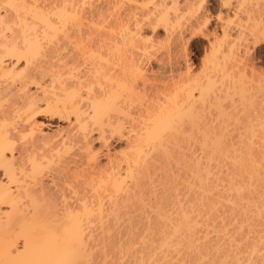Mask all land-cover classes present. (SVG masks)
<instances>
[{
	"label": "bare ground",
	"instance_id": "1",
	"mask_svg": "<svg viewBox=\"0 0 264 264\" xmlns=\"http://www.w3.org/2000/svg\"><path fill=\"white\" fill-rule=\"evenodd\" d=\"M9 1L11 0L6 2L9 3ZM205 1L103 0L104 4L101 3L103 6L99 4L100 7L96 5L97 7L94 6L95 8L93 6L89 8L87 12L92 19L94 17L102 18L106 11L108 12V9L112 8L113 4L121 3L122 5V3H126L128 5L124 9L122 16L121 13L117 18L115 16L116 23L114 26L109 25V28L113 26L110 31L114 32L116 36L113 37L112 33V37L108 36V40H106L107 38L103 40V37H100V40L98 38L95 45V47L97 46L96 52L89 50V58H93L99 65L104 64L102 65L104 67H94L93 78L96 80L91 79L92 82L95 81L99 85L101 90L95 93L97 89L94 90L92 88L91 81H77L68 84L71 86L67 87L62 85L64 81L60 82L61 75L57 73L55 81L56 83H61V85L58 83L60 88L56 84H54L56 88L52 85L51 87L49 86L50 88H44L45 86L34 83V86L41 90L39 92L42 94V99L39 100L41 97L37 98L35 95L34 97L28 94L22 98L23 103L21 105L23 104V108L21 107L20 109L22 113L20 117L23 118L21 119L22 121L19 120L22 124H20L21 126L17 125L22 130L19 127V129L14 130L12 129L14 126L11 127L10 125L11 132L0 130V264H20L23 260L31 264H88L87 259L90 258L92 247H94L91 241L94 236H92L91 231L93 230H90L92 229L91 227L99 226L100 230L101 228L103 229L100 232L101 234L104 235L107 232L109 234L108 229L110 228L105 225V220L108 215L111 216L112 212L113 214L117 213L119 210L116 211L117 208L124 206L126 202L128 204V201L131 200L135 202L136 207L138 204L140 208H144L146 206L144 199L146 200L147 198L144 197V185L147 183L149 185V182L153 181L152 177L150 178L151 180H145L148 181L146 184L143 181L145 177L148 179L149 167L150 170L152 169V164L149 162H159V165L158 162L157 164L154 162V165L159 166L158 168L153 166L161 170L159 171L161 176L159 179L172 178L173 180L174 178L175 180V174L171 171L175 168L169 169L170 174L167 169L173 160V165L175 164L176 154L182 155L181 158L179 156L178 158L184 159L183 161L186 162L183 165L181 160L178 161V158L176 159L180 162L179 167L180 165H183L182 168L187 166L191 180L188 179L186 180L187 183H184L187 184H185L187 189H189L187 192L190 191L188 196L191 193L192 199L189 197L191 200H187L188 203L185 201V206L184 202L181 203L180 194L178 196L175 193L173 195L175 198L169 196L170 194L168 193V195L165 190L168 187L166 183H170H168L169 181L165 182L166 188L164 187L165 190L163 189L162 191H165L164 194L160 191L163 194L161 199L167 195L170 199L172 197L175 201H170L175 202L173 203L177 205V209L175 213H171L173 214L172 216L160 204L162 202L161 199L160 202L157 199V204L152 206L153 210L151 206L150 208L148 207L150 209L148 211H152L155 214V221L150 222L155 223L157 220L159 223V225L156 223L158 227L160 226L159 229L158 227H155L156 230L154 229L157 231L158 237L155 235L156 233H153L154 235L148 238L146 236V239L143 236L147 252L146 254L144 250V253L142 252L141 248L144 243L140 244L142 245L141 248L137 249H141V254L138 251L140 254L138 255L136 251L135 256L136 254L138 256L135 263L134 261L133 263L187 264L190 259L186 256L188 254V256L191 255L189 257H192L193 261L191 260V263L195 261L194 264H264V73H255L253 68L248 70L246 65L240 66L238 60L240 56L237 58L238 45L240 43L244 44V40L248 42L250 39L253 45L264 43V0H234L236 5L233 7L231 5L232 0H217L223 9L230 12L232 9L234 16L240 15V12L242 13L245 18L244 26L248 30L246 32L247 38H245L244 33L242 34L243 36L240 35L245 39L239 37L240 35H237L238 39L233 37L230 29H228V24L222 22L223 17L221 12H219L215 16V24L219 22L220 33H213V40L209 42V49H207L209 50L208 55L205 56L200 69L195 72L187 69L183 74L172 76L171 80L168 79L170 81L169 84L165 83L166 85H163L164 87L159 95L155 94L156 100L150 104H144L145 107L140 108L142 107L140 102V107L138 106V110L136 109L137 111L134 112L131 110L135 109H131V106H129H134L135 102L133 103L132 101L137 97V94H140L137 92V81H140L141 85L142 83H147L145 82L146 76L144 77L140 59H145V57L147 59L150 56L149 52L155 46H153V42L149 41V37L141 35V30L143 28H149L152 31L159 29L169 37L184 26V31L190 33L191 39L197 37L208 38L203 30L209 24L211 16L201 14ZM15 2L18 3L16 0ZM76 2L74 0H60L57 10L48 8L35 10L34 7H38V5L34 6L33 9L35 11L33 10V14L36 12L34 14L35 18L39 19L40 26H42L41 35H39L40 37L36 36V34L33 37H24L22 48L13 40L0 39V74L12 73V71L6 72L4 68L5 60H12L14 65H16L19 62L27 64L28 61L30 63L33 58L44 59L47 51L40 43L43 40L55 38L56 34L62 31L63 28L67 29L65 26L68 23L70 26H74L71 28L72 30L75 27L77 29V26L80 25L79 23L84 21H80L75 10L82 4L81 0L78 1L80 2L79 5ZM82 2L84 3L85 1L83 0ZM55 3L58 5L57 1ZM20 8L28 9V6ZM31 10L28 9L30 12ZM52 17H55V24L51 20ZM5 18H7L6 15H0V27L6 26ZM226 20L228 21V19H225V22H227ZM232 20L231 23H233ZM71 29L69 30L70 32ZM241 30L243 29L241 28ZM78 32L79 28L77 35L72 33L73 37L75 35V38H78V34L81 31ZM179 34L182 35V33ZM88 35L87 37L91 36L90 34ZM85 36L83 37L85 38ZM81 37L78 40L76 39L75 42L79 47L78 52L80 47L84 50L90 40L88 38V41H85L86 39H81ZM240 38L244 40H239ZM90 42L92 41L90 40ZM89 45L91 46V44ZM248 45L249 43H247ZM90 46L89 48H91ZM194 47H197V45H194ZM111 49L113 53L117 50V55L113 54L116 57L112 58L113 60H109L110 55H108V52H112ZM243 50L245 49L243 48ZM84 51H81V53H84ZM84 54L86 55V52ZM84 60H86V56ZM109 62L114 63L115 66H109L111 65ZM116 66L119 68L116 70L118 73L112 74L113 72L111 73L110 70ZM15 76L22 80L27 75H25V71L24 73L22 71ZM34 82H37V80ZM80 89L86 90L84 91L86 97L83 96V91L81 92ZM93 91L94 93H92ZM97 93L98 96L96 95ZM85 98L89 100L88 105L91 108V113L86 112V107L84 109ZM39 101L44 103L43 109L38 108L37 103H40ZM18 111H16V114H18ZM12 114L14 115L15 113L13 112ZM12 114H10V117ZM87 114L88 116H86ZM2 117L0 122L7 124L5 122L6 119L2 121ZM37 117L66 122L68 127L61 138H59L60 140H57L60 133L56 137H33L29 147L16 149L15 144L20 139L19 137L26 136L27 131L28 134L35 136V132H39L40 127L43 126L41 125L43 123L36 121ZM23 128H26L27 131L23 130ZM235 130H239L237 137L239 146H235L232 143L234 141L232 137L231 142L227 138L228 135L231 136V132L233 135ZM91 133L96 134L97 141L102 144L106 143L107 138L112 136H116L120 140L125 139V153L123 152L122 157L117 160H113V158V161H111L109 158L110 160H108L107 166L105 165L106 167L99 166L96 163L95 152L93 151L92 153L90 151L91 148L89 149V139L87 140V137ZM53 139L56 140V143L52 142ZM73 143L75 145L83 144V147L86 148L87 157L84 158L85 163L81 162V167L85 165L84 168L82 167L84 170L82 171L78 167L81 170L80 172L75 170L76 173H69L72 170L68 169V166L72 161L66 162L64 160L63 165L65 164V166L61 170L58 169L60 170L59 174L65 183L75 182L88 186L91 190V195L89 197H80L74 208L64 206V210L60 209V213L57 209L58 205L52 201V194L50 195V191L47 190L41 180L39 174L40 166L45 163L50 165L55 157L59 158L61 150L59 148ZM235 143L237 144L236 140ZM192 144L199 146L202 156L198 157L191 151L192 148L193 150L195 149V145L193 146ZM83 153L81 154L83 155ZM152 154L156 157L151 156ZM150 157L154 158L151 159ZM150 159L151 161H149ZM176 166L178 167L177 164ZM155 171L153 173H156ZM165 172L169 175L173 174V177H168ZM181 177L183 176L181 175ZM187 178L188 176L183 179ZM156 184L158 185V183ZM161 184L164 185V182L162 181ZM161 184L159 186L163 187ZM175 185L178 186L177 182ZM175 185L173 183L170 184L169 189L175 188ZM148 187L150 188V185ZM155 187L157 188V186ZM150 189L147 192L154 190V187L152 189V184ZM169 189L167 190L168 192L170 191ZM175 190L173 189V191ZM151 194L154 196L153 191ZM151 194L147 195L148 198ZM104 198H106V202H104ZM40 199L46 201L40 203ZM62 199H64L63 203H65V198L62 197ZM168 200L166 201L169 203L170 201ZM173 203L168 205L174 207ZM165 204L163 202V205ZM220 208H225L227 211L225 209L223 211L220 210L221 214L225 212L223 215H219L218 211ZM136 209L138 210V207ZM109 211L112 212L109 214ZM148 211L146 210V213ZM107 213L108 215L106 216ZM44 214L49 215L48 218ZM112 216L113 218L116 217ZM223 216H228L229 221H225L224 219L226 218ZM236 216L238 218L241 216V219L239 218V221H235L237 219ZM151 217H153V213ZM110 219L112 220V217ZM152 219L154 220V218ZM58 220H62L60 223H64L63 225L59 223V226H63L60 231L51 224L54 223L56 225L59 222ZM254 220L255 222L257 221V224H262L263 235L253 233L254 235L256 234V237L252 239L251 227L257 226L256 223L255 225L252 223ZM108 221L110 220L108 219ZM117 222L116 224H118ZM232 222H234L233 224L236 223L235 230L234 227L233 229L230 227ZM25 224H29V226L35 224V227L39 230L38 240L32 238L33 241H31V237L25 234ZM105 226L108 227L106 228L108 231L105 230ZM148 226H146V231L149 228L147 232L150 233V229L154 225L152 227L151 225L150 227ZM244 227L247 228V231L245 230L246 233H250L248 235L252 236H250L251 241L245 233L244 235L242 233L241 236L238 235V233L240 234L241 231H244L242 230ZM230 228L233 230L232 233L236 231L234 235L237 234V236L234 237ZM144 234L146 235V233ZM238 236L239 238H236ZM139 237L140 239L138 238V240L143 239L142 236ZM210 237H213V240ZM241 237L244 238V241ZM245 238H249L250 242L246 240V243ZM20 239L23 243L19 242ZM90 243H92V246H90ZM242 243H245L246 246L244 245V247ZM19 244H21V251L23 250V252L18 251L19 248L17 249V246ZM131 244L133 247L128 246V248L129 250L130 248L134 250L132 248L137 247L136 244L139 243H135V246L133 245L134 243L131 242ZM131 244L129 243V245ZM242 246L244 248H241ZM106 252L103 254L105 257L101 255V258L104 259L108 256H106ZM183 252L185 253L184 256H182ZM25 256L27 257L25 258ZM135 256L132 259H135ZM185 256L186 258H183ZM22 258L23 260H21ZM254 258L259 261L255 260L257 263H251ZM18 259L21 261L19 260L18 262ZM118 260L116 261L117 263L120 262ZM122 260L121 262H123Z\"/></svg>",
	"mask_w": 264,
	"mask_h": 264
},
{
	"label": "rangeland",
	"instance_id": "2",
	"mask_svg": "<svg viewBox=\"0 0 264 264\" xmlns=\"http://www.w3.org/2000/svg\"><path fill=\"white\" fill-rule=\"evenodd\" d=\"M6 1H8V0H1L0 1V15L1 16H4V15H6V17L7 18H5L6 19V28L5 27H0V39L2 40V39H7V41H14L15 43H17L18 44V46L20 47V48H22L21 46H23V39H24V37H33V35L34 34H36V36H39V35H41V28H42V26H40V22H39V19L38 18H35V13L33 14V10L35 9H38V10H40L41 8L42 9H46V8H48V9H50V10H57V7L59 6V3H60V0H16L18 3H16L15 2V0L13 1V0H11V1H9V3L8 2H6ZM20 1V2H19ZM58 2V5H57V3H55V2ZM75 2H76V0H74ZM79 0H77V2L76 3H78L77 5H79L80 4V2H78ZM83 0H81V3L82 4H80L79 5V7H77L75 10H76V15H78L77 17L78 18H80V21L82 20V21H84V22H81V23H79L80 25L79 26H77L78 28H79V34H78V38H80V36H82L81 37V39L82 38H84L83 36H85V34H86V36H85V38H84V40L85 41H88V38L92 41V42H90V40H89V43L86 45V49L84 48V50H86V51H84V50H82L83 48L82 47H80V53L77 51L78 50V46L76 45V39L78 40V38H75L76 36L75 35H77V31H78V28L76 29V27H75V29H71V28H73L74 26H70V24L68 23L66 26H65V28H67L66 30L63 28L62 29V31H60V32H58L57 34H56V36H55V38L54 37H52V38H50V39H48V40H43L40 44L41 45H43V47H44V49H46L45 51H47V52H45V56L46 57H44V59H38V58H31L32 60H31V62L30 63H28V61H27V64H25V63H23V62H19L18 64H16V65H14V63L12 62V60H5V64H4V68H5V70H6V72H9V71H12V73H9V74H0V118H1V116H3L2 117V121H4V119H6V121L5 122H7V124L5 123H1L0 122V124H2V125H0L1 126V128H0V130L2 129V130H8V131H10V130H12V129H14V130H17V129H19L20 127L19 126H21L20 124H22V122H20V121H22L21 119L23 118H21L20 116H22V113H21V111H20V109H21V107L23 106V104L21 105V103H23V99L22 98H24V97H26L27 96V94L28 95H32V96H37V98L38 97H41V98H39V100L40 99H42V94H40L41 92H39V91H41L39 88H37L36 86H34V83H38V84H40L41 86H45L44 88H50L51 87V85L52 86H54L55 88H56V85H58V83L61 85V83L64 81V83H62V85H65V86H67V87H69V86H71V85H68V84H71V83H75V82H77V81H82V82H89V81H91V79L94 77V67H99V66H102V65H104V64H102V65H99L97 62H95L94 60H93V58L91 59V58H89V54H90V49H91V51H94V52H96L95 51V49H97L96 47H95V45H96V43H97V41H98V38H99V40H100V37H103V40L105 39V38H107L106 40H108V36L111 38L112 36L114 37V36H116V34H114V32H111L110 30H111V28L114 26V24L116 23V21H115V19L117 18V16H120L119 14L121 13V16L123 15V12H124V9L128 6L126 3H122V5H121V3L119 4V3H117V4H113L114 5V7H113V5H112V8H110V9H108V12L106 11V13H105V15L102 17V18H96V17H94V18H92L91 19V17H90V15H89V13L87 12V11H89V8L91 7V6H93V8H95V7H97L99 4L101 5V6H103L101 3H103L104 4V2H102L103 0H84L85 2L83 3L82 2ZM233 1V2H232ZM231 1V5H232V7L234 6V5H236V2H234V0H232ZM23 2V3H22ZM26 3V4H25ZM22 4V5H21ZM23 4H24V6H23ZM28 6V9L29 10H31V12L30 11H28V9L27 8H23V7H26V6ZM30 5V6H29ZM31 5H33V6H31ZM36 5H38V7L36 6ZM76 5V6H77ZM97 5V6H96ZM100 5H99V7H100ZM34 6H36V7H34ZM56 6V7H55ZM83 8H82V7ZM95 6V7H94ZM117 8H116V7ZM20 7H22L23 9H21ZM30 7H32L31 9H30ZM33 7H34V9H33ZM203 7H204V9L202 10V12H201V14L203 13V14H207V15H209V24L207 25V27L203 30V32H204V34H205V36L206 37H208V38H205L204 39V37L202 38H200V37H197V38H195V39H191V36H189V32H187V31H184V29H183V27L181 28V30H179V31H176L172 36H169V37H167L164 33H163V31L162 30H159V29H156L155 31H152L151 29H149V28H143L142 30H141V35L142 36H146V37H149L148 39H150L149 41H151V42H153V46H154V48H152L151 49V51L149 52V55L150 56H148V58L146 59V57H145V59H143V58H141L140 59V63L142 64L141 65V67H142V69H143V73H144V77H145V82H147V83H142V85H141V83H140V81H137L138 83H136L137 85V92L138 93H140V94H137V97L136 98H134V101H132L133 103H134V106L133 105H129V106H131V109H135V110H131V111H137L138 110V108L140 107L139 106V103L141 102V103H143V104H141L140 103V105H142V107H140V108H143V107H145L144 106V104L145 105H147L146 103H148V104H150V103H152V102H154L155 100H156V95H159V93L162 91V89H163V87L166 85V84H169V80H171V78H172V76L174 77V76H176V75H179V74H183V73H185L186 72V70L188 69V70H190V71H192V72H195V71H197V70H199L200 69V67H201V64L203 63V60L205 59V56L206 55H208V51L209 50H207V49H209V42H211L212 40H213V33H216V34H219L220 33V31H219V22L218 23H216L215 24V22H216V19H215V16L219 13V12H221V16L223 17V21L222 22H224V23H227L228 24V29H230V32H231V34H232V36L233 37H235L236 39H238L239 37H241V38H244V37H242L243 35V33H244V36H246L247 34H246V32L248 31L246 28H245V26H244V23H245V18H244V16L242 15V13L240 12L239 14L240 15H235L234 16V14H232L233 12H232V9H231V12L230 11H227V10H225V9H223L221 6H220V3L217 1V0H206L205 2H204V4H203ZM20 8V9H19ZM79 8H81V9H79ZM119 8V9H118ZM77 9H79V10H77ZM234 9V8H233ZM34 10V11H35ZM28 11V12H27ZM228 12V13H227ZM110 13V14H109ZM115 13V14H114ZM115 16H116V18H115ZM88 18H89V20H88ZM225 19H228V21L227 22H225ZM232 20V22L233 23H231V20ZM51 20H52V22L55 24L56 22V20H55V17H52L51 18ZM93 20H94V23H93ZM95 20H96V22H95ZM230 20V21H229ZM89 21V22H88ZM91 21V22H90ZM100 22V24H99V22ZM101 21H102V23H101ZM211 21V22H210ZM236 24H235V23ZM96 23V24H95ZM107 24H108V26H107ZM243 25V26H241V25ZM102 25V26H101ZM106 25V26H105ZM111 25H113L111 28H109ZM232 25H234L233 27H231ZM237 25V26H236ZM240 25V26H239ZM70 27V28H69ZM108 27V28H107ZM236 27V28H235ZM241 28L243 29V30H241ZM71 29V32L69 31ZM67 33V35H66V33L64 32V31ZM75 30V31H74ZM215 30V31H214ZM238 30H240V31H238ZM68 31V32H67ZM108 31V32H107ZM71 34H70V33ZM76 32V33H75ZM83 32V33H82ZM88 32V33H87ZM90 32V33H89ZM110 32V33H109ZM60 33H61V35H60ZM62 33H64V34H62ZM75 34L74 35V37H73V34ZM108 33V34H107ZM112 33H113V35H112ZM115 33H117V32H115ZM179 33H182V35H180ZM88 34H90L91 36L90 37H87V36H89ZM177 34V35H176ZM242 36H241V35ZM59 35V36H58ZM69 35V36H68ZM96 35H98V36H96ZM104 35V36H103ZM105 35H107V36H105ZM112 35V36H111ZM209 35V36H208ZM237 35H240L239 37L237 36ZM62 36V37H61ZM70 36H72V37H70ZM95 36V37H94ZM212 36V37H211ZM3 37V38H2ZM40 37V36H39ZM61 37V38H60ZM190 37V38H189ZM238 37V38H237ZM58 38V39H57ZM60 38V39H59ZM75 38V39H74ZM96 38V39H95ZM239 39V40H242V39ZM245 38H247V36L245 37ZM244 38V39H245ZM5 39V40H6ZM67 39H72V40H67ZM208 39V40H207ZM243 39V40H244ZM50 40V41H49ZM68 42H67V41ZM102 40V39H101ZM117 40V39H116ZM242 40V41H243ZM247 41V40H246ZM57 42V43H56ZM244 42V44H242V43H240V45H238L239 47H238V50H237V58H238V60H239V65L240 66H242V65H246V67H247V69L249 70V69H251V68H253L254 69V71H255V73H264V43H259L258 45H253L252 44V42L250 41V39L248 40V42H245V40L243 41ZM45 43V44H44ZM94 43V45L92 46V44ZM150 43V42H149ZM158 45H157V44ZM247 43H249V45L247 46ZM57 44H59V45H57ZM89 44H91V46L89 45ZM152 44V43H151ZM194 45H197V47H194ZM75 46V47H74ZM89 46L91 47V48H89ZM162 46V47H161ZM246 46V47H245ZM56 47V48H55ZM58 47V48H57ZM204 47H205V49H204ZM242 47V48H241ZM243 48L245 49V50H243ZM43 49V50H44ZM54 49V50H53ZM113 49H116V48H113ZM159 49V50H158ZM58 50H59V52H58ZM248 52H247V51ZM54 51V52H53ZM81 51H84V53L86 52V55L82 52L81 53ZM111 53L110 52H108L109 54L108 55H110L109 56V60L110 59H112V58H114L116 55H117V50L116 51H114L115 53H113V50L111 49ZM119 51V50H118ZM56 52V53H55ZM207 52V53H206ZM56 55H55V54ZM119 53V52H118ZM206 53V54H205ZM83 54V56L81 57V55ZM115 56H114V55ZM85 56H86V60H84L85 59ZM111 56H113V57H111ZM111 57V58H110ZM60 58V59H59ZM95 58V57H94ZM116 58V57H115ZM242 58V59H241ZM30 59V58H29ZM92 60V61H91ZM113 60V59H112ZM115 60V59H114ZM148 60V61H147ZM242 60V61H241ZM30 61V60H29ZM97 61V60H96ZM241 61V62H240ZM58 62H59V64H58ZM91 62V63H90ZM95 62V63H94ZM113 62V61H112ZM111 65H109V66H112L113 67V65H114V63L112 64L111 62H109ZM41 64V65H40ZM48 64V65H47ZM91 64V65H90ZM95 66H94V65ZM107 64H108V62H107ZM54 65V66H53ZM93 65V66H92ZM108 66V65H107ZM115 66V65H114ZM65 67H67L66 69H65ZM91 67V68H90ZM93 67V68H92ZM102 67H104V66H102ZM44 68V69H43ZM54 68V69H53ZM41 69V70H40ZM64 69V70H63ZM115 69V70H114ZM114 69L112 68L111 70H110V72L112 73V74H114V73H118V71H116V70H118L119 68H118V66H116V67H114ZM57 70V71H56ZM91 70V71H90ZM93 70V71H92ZM114 70V71H113ZM23 71V73H24V71H25V75H27L24 79H22V80H20L18 77H16L15 75L17 74V73H21ZM59 71V72H58ZM91 72H92V74H91ZM59 74V75H61V78H60V82H58V83H56V81H55V75L56 74ZM110 73V74H111ZM172 73V74H171ZM93 75V76H92ZM171 75V76H170ZM90 77V78H89ZM53 78H54V81H53ZM88 78V79H87ZM52 79V80H51ZM82 79H84V80H82ZM93 79H95V78H93ZM92 79V80H93ZM169 79V80H168ZM37 80V82H34V81H36ZM96 80V79H95ZM168 80V81H167ZM166 81V82H165ZM68 82H70V83H68ZM92 82V81H91ZM94 82V83H93ZM92 82V88L94 89V90H96L95 91V93L99 90H101V88L99 87V85L98 84H96V82L95 81H93ZM66 83V84H65ZM164 83V84H163ZM166 83V84H165ZM33 84V85H32ZM54 84H56V85H54ZM144 85V86H143ZM164 85V86H163ZM40 86V87H41ZM50 86V87H49ZM58 87L60 88V86L58 85ZM57 87V88H58ZM103 87V86H102ZM59 88H58V90H59ZM37 89H39V90H37ZM57 90V89H56ZM81 90V92H82V94H83V96H85L86 97V93L84 92V91H86L85 89H80ZM158 90H160V91H158ZM140 91V92H139ZM157 92V93H156ZM92 93H94V91L92 92ZM156 94V95H155ZM24 95H26V96H24ZM97 96H98V93L96 94ZM34 96V97H35ZM36 98V99H37ZM85 100L88 102L89 100H88V98H85ZM136 100H137V102H136ZM42 101V100H41ZM41 101H39L40 103H37L38 104V108L39 109H43V107H44V103H42ZM85 101V103H84V109H85V107L87 108V113H91L92 111H91V108L89 107V102L87 103ZM132 102H131V104H132ZM86 103H87V105H86ZM42 106V107H41ZM139 106V107H138ZM23 108V107H22ZM130 108V107H129ZM137 109V110H136ZM19 110V111H18ZM16 111H18L17 113L18 114H16ZM15 113L14 115L12 114V113ZM9 113V114H8ZM5 116H4V115ZM10 114H12L11 115V117H10ZM90 115V114H89ZM240 116H241V114H239ZM7 116V117H6ZM19 116V117H18ZM86 116H88V114L86 115ZM9 117V118H8ZM242 117V116H241ZM8 118V119H7ZM10 119V120H9ZM7 120H9V121H7ZM20 120V121H19ZM36 121L38 122V123H43V124H41V125H43V126H41L40 127V129H39V132L38 131H36L37 132V136H36V132H35V136L33 135H30V134H28V131H27V129L26 128H23V130L25 129L27 132H26V136H21V137H19L20 139H16L17 141H16V149H18L19 147V149H21V148H23V147H29V143H31V141L33 140L32 138L33 137H39V138H41V136H54V137H56V136H58L59 135V133H60V135H59V137H57V138H55V139H57V140H60L59 138H61V136L63 135V133H64V131L67 129V125H68V123H66V122H62V121H57V120H47L46 118H43V117H37L36 118ZM4 124V125H3ZM12 124V125H11ZM13 127L12 129H11V127ZM16 125V126H15ZM17 125H19V126H17ZM4 126V127H3ZM70 126H72L71 124H70ZM74 126V125H73ZM15 127H17V128H15ZM19 127V128H18ZM233 128H236V127H233ZM20 130H22V128H20ZM40 131H41V133H40ZM11 132V131H10ZM25 132V131H24ZM23 132V133H24ZM62 133V134H61ZM233 133L236 135H232V132H231V136H229L228 135V139L230 140V142L232 141V138L234 139V141H232V143L233 144H235V146H239L238 144H239V139H237V137H238V133H239V130H235V131H233ZM24 135V134H23ZM29 135V136H28ZM89 137H87V140L89 141V149L91 148V150L90 151H92V153H93V151L95 152L94 154H95V159H96V163L99 165V166H102V167H106L107 166V164H108V160H110L111 159V161H113V160H117L118 158H121L122 157V155L125 153L124 151L126 150V140L125 139H118L116 136H112V137H109V135H108V137L109 138H107V142L106 143H104V144H102L101 142H99V141H97V135L96 134H94V133H91L90 135H88ZM232 137V138H231ZM96 138V139H95ZM236 138V139H235ZM55 139H53L52 140V142L53 143H56L55 141ZM227 139V140H228ZM228 140V141H229ZM235 140H236V142H237V144L235 143ZM238 140V141H237ZM57 143H59V141H57ZM91 143V144H90ZM102 144V145H101ZM25 145V146H24ZM28 145V146H27ZM81 145H82V147H83V144H67L66 146H63V147H61V148H59V150H60V153H59V158H57V157H55L54 158V160H56V161H54L53 159V161H52V163L49 165V164H47V163H45V164H43L42 166H40L41 167V170H40V172H39V174H40V176H41V180H42V182H43V184L46 186V188H47V190L48 191H50V195L52 196V201L53 202H55L57 205H58V207H57V209H58V211L60 212L61 210L60 209H62V210H64L63 208H64V206L65 207H67V208H74L75 206H76V204H77V202H78V200L80 199V197H82V196H90L91 195V190H90V188L88 187V186H86V185H83V184H80V183H75V182H69V183H65L64 181H63V179H62V177L60 176V174H59V171L62 169V168H64L63 166H65V164L63 165V163L66 161V162H71V164H69V166H68V169H70V170H72V171H69V173H72V172H75L76 173V171L77 172H80L81 170L83 171L84 169V166L85 165H83L82 167H81V165H82V163L81 162H84L85 163V160H84V158H86L87 157V151H86V148H82L81 147ZM193 146L195 145V144H192ZM192 145H191V147H192ZM78 146H80V147H78ZM197 146V147H196ZM199 146L198 145H195L194 146V150H193V148H192V152L196 155V156H198V157H200V156H202L201 154H200V151H199V149L200 148H198ZM82 148V149H81ZM18 149V150H19ZM17 151V150H16ZM86 153H85V152ZM199 151V152H198ZM84 152V153H83ZM124 152V153H123ZM81 153H83V155L81 154ZM123 153V154H122ZM27 154V153H26ZM26 154H24V155H26ZM85 154V155H84ZM177 155V154H176ZM175 155V157H176V159L178 158V156L181 158V156H180V154L179 155H177L176 156ZM80 156V157H79ZM84 156V157H83ZM151 156H154V154H152ZM154 157H156V156H154ZM154 157H150L151 159H153ZM79 158V159H78ZM110 158V159H109ZM114 158V159H113ZM184 158V157H183ZM57 159H59V160H57ZM76 159V160H75ZM82 159V160H81ZM113 159V160H112ZM151 159L149 160V161H151ZM175 159V158H174ZM175 159V164L173 165V163H174V160H173V162H171V164H169L168 166H169V168H168V166H166V168H168L167 170H169V169H174V170H171V171H173L174 172V177H175V180H177V181H175L174 180V178H173V180H172V178L170 179V178H165V180L164 179H159L161 176H160V172L159 171H161V170H159V169H156V168H154V167H156L157 166V168L159 167L158 165H159V162L158 161H154V160H152V161H154V162H156V164H157V162H158V165H154L155 163L154 162H149V163H151L152 165H151V170L153 171V169H155L154 171L156 172V173H153L151 170H150V167H149V174H148V179H146L147 177H145V178H143L144 180V182H145V184H146V182H148V181H145V180H149L151 177H152V180L153 181H151V182H149V185H150V188H151V184H152V189H153V187H154V190H152L153 191V194H154V196L151 194V192L152 191H150L151 189L148 187L149 185H148V183L146 184V185H144V197L146 198V200L144 199V202H145V204H146V206L144 207V208H140L139 207V205L137 204V207H138V210L136 209L137 207H136V204H135V202H133L132 200L131 201H128L129 203L127 204V202H126V206L124 205V206H121V207H119V208H117L116 209V211H117V213L115 212L114 214H113V212L111 213L110 211L108 212L109 214L111 213V216L110 215H108V213L106 214V216L108 215V217L106 218V222H105V225H107L110 229H108L109 230V234H107L108 235V238H107V235L104 233V232H102V233H104V235L106 236H104L103 234H101L100 232L103 230L102 228H101V230H100V227H99V229H98V227L96 228L95 226H92L91 228L92 229H90V230H93V231H91L92 232V243H90V246H92V245H94V247H92V250H91V255H90V258H88L87 259V261L89 262L88 264H132L133 263V261H134V263H135V260H136V258H137V256L138 255H140L141 253V249H142V252H143V250H144V252H145V254H146V252H147V249H145L146 248V246H145V240H144V237H145V239H146V236H147V238L149 237V236H153L155 233V235L157 236L158 234H157V231H155L156 229H155V227H158V225H159V223L157 222V220H156V222L154 223V222H150V221H155V214H154V212H152L153 213V217H151L152 216V213L150 212V211H148V210H150V209H148V207L150 208V206H151V208H152V206H154L155 204H157V202H158V200H159V202H160V199H161V197H163V194H164V192L166 191V193L169 195V196H172V197H174L173 195L175 194V193H177L178 194V196H179V194H180V199L182 200L181 201V203H183L185 206H186V204H185V201L188 203V201H190L192 198H191V193H190V195L188 196V192H190V191H188L187 192V190H189V189H187V182H186V180H188V179H190L191 180V178H190V174L188 173V169H187V166H185V167H183L182 168V166L183 165H185L186 164V162L185 161H183L184 159H177L178 161L179 160H181V162L183 163V165H180V167H179V163L180 162H178L177 160ZM203 159V158H202ZM63 160V162L61 163V161ZM65 160V161H64ZM75 162H74V161ZM155 160H157V158H155ZM204 160V159H203ZM59 161V162H58ZM77 161H78V163H77ZM76 163V164H74V163ZM107 162V163H106ZM177 162V163H176ZM43 163V162H42ZM106 163V164H105ZM181 163V164H182ZM72 164H73V166H72ZM101 164V165H100ZM176 164L178 165V167L176 166ZM106 165V166H105ZM171 165H172V167H171ZM149 166H150V164H149ZM154 166V167H153ZM173 166H175V167H173ZM39 167V168H40ZM78 167H79V169L81 168V170H79L78 169ZM77 168V169H76ZM166 168H165V170H166ZM178 168V169H177ZM180 168V169H179ZM182 168V169H181ZM58 169H60V170H58ZM58 170V171H57ZM76 170V171H75ZM79 170V171H78ZM158 170V171H157ZM166 170V171H167ZM183 170V171H182ZM179 171V172H178ZM185 171H187L186 173H185ZM173 172H171V173H173ZM166 173V172H165ZM184 173V174H183ZM188 173V174H187ZM153 174H155V175H153ZM159 174V175H158ZM166 174H168V173H166ZM169 174H170V170H169ZM167 175L168 177H173V174L172 175ZM186 174H187V176H188V178L187 179H183V178H186L187 176H186ZM158 175V176H157ZM178 175V176H177ZM181 175L183 176V177H181ZM57 176V177H56ZM166 176V177H167ZM177 176V177H176ZM153 177H155V178H153ZM157 178V179H156ZM179 179V180H178ZM151 180V179H150ZM160 180H161V182L163 181L164 182V185H165V182H168V183H170V184H174L175 185V183L177 182V185L178 186H174L175 188H171V190L169 189L170 188V184H167L166 183V185L168 186L167 188L170 190L169 192L167 191L168 189L166 188V185L164 186L163 184H161V182H160ZM170 180H172L171 182H170ZM185 180V181H184ZM142 181V182H143ZM144 182H143V184H144ZM179 182H180V184H179ZM184 182H186V183H184ZM155 183V184H154ZM156 183H158V185L156 184ZM161 184V186H163V187H160L159 185ZM186 184V185H185ZM53 185H55V186H53ZM148 185V186H147ZM146 186V187H145ZM155 186H157V188L155 187ZM166 188V190H165V188ZM171 187H173V185H171ZM177 187V188H176ZM146 188H147V190H146ZM50 189V190H49ZM148 189H150L149 190V192H147L148 191ZM157 189V190H156ZM163 189L165 190L164 192H162L163 191ZM173 189L175 190V191H178V192H175V191H173ZM159 190V191H158ZM163 193V194H161V192ZM155 192V193H154ZM173 194H172V193ZM147 193V194H146ZM166 193H165V195H166ZM48 194H49V192H48ZM146 194V195H145ZM148 194H151V196L149 195V198H148ZM172 194V195H171ZM167 195V196H168ZM182 195V196H181ZM154 197V199H153V197ZM156 196V197H155ZM165 197V198H167L166 200H168V201H172V200H174L172 197H171V199H170V197L168 198V197ZM54 197V198H53ZM62 197L63 198H65V203H63V200L64 199H62ZM189 197L191 198V199H189ZM165 198H162L161 199V205L167 210V211H169L170 212V214L171 213H175V210L177 209V205L176 204H174L175 202V200L173 201V202H167L166 200H165ZM175 198V197H174ZM158 199V200H157ZM41 200V199H40ZM150 200V201H149ZM153 200H155L156 201V203H155V201H153ZM188 200V201H187ZM44 201H46V200H41V202L40 203H42V202H44ZM107 200H106V198H104V202H106ZM152 201V202H151ZM131 202V203H130ZM163 202H164V204L165 205H163ZM171 204L172 205V203H173V206L174 207H171V205L169 206L168 204ZM159 204V203H158ZM135 205V206H134ZM168 205V206H167ZM176 205V206H175ZM135 208V210H134V208ZM176 207V208H175ZM147 208V209H146ZM225 208H223V209H219V215H223V213L225 212H222V214H221V211H223ZM142 210H143V212H142ZM146 210L148 211V213H146ZM152 210H153V208H152ZM221 210V211H220ZM226 210V209H225ZM108 211V210H107ZM115 211V210H114ZM135 211H136V213H135ZM227 211V210H226ZM61 213V212H60ZM227 213V212H226ZM117 214V215H116ZM45 216H47V218H48V216L49 215H46V214H44ZM112 215H114V216H116V217H114L113 218V216ZM172 216H173V214H171ZM175 215V214H174ZM225 215V214H224ZM61 216V215H60ZM117 216H118V218H117ZM120 216V217H119ZM145 216V217H144ZM149 216V217H148ZM228 216H229V213H228ZM226 217V216H223V217H225L226 219H224L225 221H229V217ZM62 218H63V216H61ZM60 217V218H61ZM112 217V220L110 219ZM231 217V216H230ZM241 217V216H240ZM239 217V218H240ZM46 218V219H47ZM147 218V219H146ZM150 218V219H149ZM152 218H154V220L152 219ZM227 218H228V220H227ZM237 218V219H236ZM236 220L235 221H239L238 219V217L236 216ZM64 219V218H63ZM62 219V220H63ZM108 219L110 220V221H108ZM115 219V220H114ZM142 219V220H141ZM144 219V220H143ZM241 219V218H240ZM62 220H58L59 222H57L56 223V225L54 224V223H51L52 225H54V228L56 227V229H58L59 231L60 230H62V225L65 223L64 222V220H63V222L62 223H60ZM114 220V221H113ZM118 222H117V221ZM120 220V221H119ZM149 220V221H148ZM109 222V223H108ZM116 222L119 224H116ZM147 222H148V224H147ZM252 222V221H251ZM257 222V221H256ZM255 220H254V222H252V223H254V225H255ZM62 224L61 226H59L60 224ZM111 223V224H110ZM150 223V224H149ZM153 223V224H152ZM158 225H157V224ZM234 222H232V225L230 226V227H232V229H233V227H234V230H235V227H236V223L235 224H233ZM57 224H58V226H57ZM257 224V223H256ZM259 224V223H258ZM257 224V226L255 225V227L253 226V225H251V226H253V227H251V235L253 236H251V235H248V234H250V233H246V231H247V228L246 227H244L242 230H244L243 232L241 231V233L239 234L238 233V235L239 236H241V234L242 235H244V233H245V235L247 234V236H249V238H250V241H251V237H252V239L254 238V237H256V234L257 235H263V230H262V224L259 226ZM147 225H149L148 227H150V225H151V227L153 228H151L150 229V233L149 232H147L148 230H149V228H148V230L146 231V229H147ZM156 225V226H155ZM114 226V227H113ZM53 227V226H52ZM58 227V228H57ZM94 227V228H93ZM108 227H106L105 226V230L106 231H108L106 228H108ZM112 227V228H111ZM132 227V228H131ZM160 227V226H159ZM159 227H158V229H159ZM261 227V228H260ZM264 227V226H263ZM258 228H260V229H258ZM24 229L26 230L25 231V234L26 235H28V237L30 236L31 237V239L33 238L34 240H38V238H39V230H38V228L37 227H35V224H33V225H30L29 226V224L27 225V224H25L24 225ZM96 229V230H95ZM155 229V230H154ZM157 229V230H158ZM99 230V231H98ZM230 230H231V228H230ZM246 230V231H245ZM112 231V232H111ZM151 231H155V232H151ZM232 231L233 230H231V233H232ZM237 231H239L238 229H237ZM240 232V231H239ZM144 233H146V235L144 234ZM154 233V234H153ZM235 233H236V231H235ZM235 233H232L233 235L235 234ZM253 233H256L255 235L253 234ZM30 234V235H29ZM152 234V235H151ZM101 235V236H100ZM102 235H103V237H102ZM99 236V237H98ZM139 236H144L143 237V239H141V240H138V238L140 239V237ZM235 236H237V234L236 235H234V237ZM239 236L238 237H236V238H239ZM251 236V237H250ZM102 237V238H101ZM158 237V236H157ZM157 237H153V238H157ZM243 237H245V236H243ZM36 238V239H35ZM108 240H107V239ZM242 238V237H241ZM248 238V239H249ZM30 239V238H29ZM33 239L31 240V241H33ZM104 239V240H103ZM115 239V240H114ZM133 239V240H132ZM135 239H137V240H135ZM210 239L211 240H213V237H210ZM243 239V241H244V238H242ZM247 238H245V241L247 240V241H249ZM99 240V241H98ZM129 240V241H128ZM103 243H101V242ZM104 241V242H103ZM132 243H134L133 245L135 246V243H139V244H136V246L137 247H134V248H132V249H134L135 250V252H134V250H131V248H130V250H129V248H128V246L129 247H133L132 246V244H131V242ZM133 241H135V242H133ZM137 241V242H136ZM140 241V242H139ZM144 241V242H143ZM210 241V240H209ZM208 241V242H209ZM242 241V242H243ZM247 241H246V243H247ZM249 241V242H250ZM20 243H23V241L20 239V241H19ZM100 242V243H99ZM127 242V243H126ZM131 244V245H129V243ZM142 242V243H141ZM207 242V243H208ZM114 243H115V245H114ZM144 243V244H143ZM92 244V245H91ZM103 246H102V245ZM105 244H107V245H105ZM110 244V245H109ZM140 244H143V246L142 245H140ZM243 244V246L245 245L246 246V244L245 243H242ZM241 244V245H242ZM106 247H105V246ZM97 246V247H96ZM122 248H121V247ZM141 246H142V248H141ZM241 247V248H244V247ZM101 247V248H100ZM103 247H104V249H103ZM144 247V248H143ZM19 248V249H18ZM124 248H126L125 249V252H124ZM136 248V249H135ZM137 248H141V249H137ZM17 249H18V251L20 250L21 251V249H22V246H21V244H19L18 246H17ZM102 249V250H101ZM105 249H106V251H105ZM120 251V252H119ZM136 251H137V253H138V251H139V253H138V255L136 254V256H135V253H136ZM21 252H23V250L21 251ZM104 252H106V258H101L102 256H103V254H104ZM134 252V253H133ZM143 252V253H144ZM127 253V254H126ZM133 253V254H132ZM130 254V255H129ZM184 252L182 253V256H184ZM24 255V254H23ZM102 255V256H101ZM132 255V256H131ZM135 256V259H132L134 256ZM144 255V254H143ZM110 256H111V258H110ZM119 256V257H118ZM121 256V257H120ZM181 256V257H182ZM188 258H190L189 260H188V258H187V264L189 263V264H194L195 263V261L194 262H192L191 263V258L192 257H189V256H191V255H189L188 256V254L186 255ZM186 256L185 257H183V258H186ZM22 257V256H21ZM20 257V258H21ZM27 256H25V258H26ZM103 257H105V255L103 256ZM124 257V258H123ZM24 258V259H25ZM120 258V260H118ZM109 259H110V261H109ZM112 259V260H111ZM123 259V260H122ZM125 259V260H124ZM19 260L20 259H18V262H19ZM21 260H23V258L21 259ZM20 260V261H21ZM120 261L121 262V260L123 261V262H119V263H117L116 261ZM256 259L254 258V261H253V259H252V262L251 263H257L256 261L258 260H256ZM26 261V260H25ZM24 260L23 261H21L20 262V264H23V262H24V264H31L30 262H25ZM193 261V260H192ZM251 261V260H250ZM249 261V262H250ZM259 261V260H258ZM133 263V264H134ZM246 263V262H245ZM33 264H38V263H33ZM249 264V263H248Z\"/></svg>",
	"mask_w": 264,
	"mask_h": 264
}]
</instances>
